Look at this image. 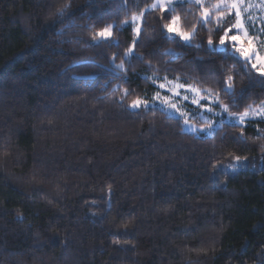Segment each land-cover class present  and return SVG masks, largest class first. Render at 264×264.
<instances>
[{"label":"trees","instance_id":"1","mask_svg":"<svg viewBox=\"0 0 264 264\" xmlns=\"http://www.w3.org/2000/svg\"><path fill=\"white\" fill-rule=\"evenodd\" d=\"M121 3L0 0V264H264V119L197 134L159 105L128 107L157 91L156 75L212 88L241 113L264 101V78L207 45L216 25L200 26L194 4L176 5L186 30L197 25L192 44L167 38L153 11L137 56L123 57L130 26L113 29L118 45L93 46L90 26L152 0ZM114 54L120 76L107 67Z\"/></svg>","mask_w":264,"mask_h":264},{"label":"snow or ice","instance_id":"2","mask_svg":"<svg viewBox=\"0 0 264 264\" xmlns=\"http://www.w3.org/2000/svg\"><path fill=\"white\" fill-rule=\"evenodd\" d=\"M177 4H194L199 9L198 23L200 26H207L208 23L214 22L216 27L208 28L210 35L207 37V45L209 47H214L221 49L223 51H228L231 49L232 52L238 54L239 57L243 59V62L247 69L254 70L264 78V55L260 54V51L254 45V40L258 43L264 44V42L259 41L258 37H253L249 35L248 28L246 24H252L254 26L255 19L257 17L253 16V13L259 11L264 13V0H217L216 3L211 4L210 7H205V0H152V3L147 5L145 8L141 9L139 12H131L129 17L118 22L117 24H106L101 28H95L90 26L91 30V42L93 46H98L101 43H116L119 41L115 39L113 29L116 27H132L133 30V40L131 45L124 50V59H131L133 56H137L134 51L137 38L140 37L142 32V25L145 23L144 16L146 12L157 11L162 13L161 19V29L165 36L169 39L178 38L187 44H192L198 35L197 25L194 23L190 30H186L183 24L182 17L176 12ZM70 3H64L61 7L57 8L56 16L62 18L66 15L68 9L70 8ZM122 8L128 7V0H122ZM163 14L169 16V20L164 22ZM228 17H233L234 22L230 26L225 27V23ZM259 19L264 20V16L259 17ZM213 31L221 33L218 36V43L214 42L211 33ZM264 33V27L260 29ZM63 30H61L62 34ZM196 47H200L199 44ZM167 52L174 57L178 55L174 49H168ZM139 59L143 60L142 56H138ZM116 55L114 54L109 61L108 68L113 72L115 76H120L121 73L127 71L125 62L122 59L119 63L116 62ZM151 66V64L149 65ZM227 71V69L225 70ZM152 80V83L158 87L160 90H167L169 95H161V91H156L151 100L136 97L131 100L128 107L132 110H150L159 105V108L163 110L170 117L179 115L183 120L184 125H186L187 131L192 133L206 132L208 134H214L218 127H223L225 123H231L243 126L246 119L249 118H261L264 119V101H261L259 105H249L241 113H233L230 111V105L225 104L220 97L218 92H214L212 88H200L193 84H180L178 82L168 81L167 77H163V83H157L160 77L153 75L152 77H147ZM123 79H127L123 77ZM179 80V77L176 78ZM223 83V91L232 96L235 93L234 87V76L228 74ZM121 85L117 84L116 90H120ZM181 90H186L189 94L181 96ZM202 93H207V95H202ZM131 93L129 89L123 88L122 94L120 96L121 102L129 96ZM190 96L192 97L191 102L197 106V110L194 113H188L181 110V107L176 103L177 98L182 101H188ZM205 103H201V101ZM218 107L220 111H214V108ZM208 115L218 117V120L212 121L208 119ZM192 118L199 117L206 122L205 127L197 128L195 127L189 117ZM241 136L243 132L241 131ZM232 159L236 162H240L242 158L240 156H233ZM235 167V165H231Z\"/></svg>","mask_w":264,"mask_h":264},{"label":"rangeland","instance_id":"3","mask_svg":"<svg viewBox=\"0 0 264 264\" xmlns=\"http://www.w3.org/2000/svg\"><path fill=\"white\" fill-rule=\"evenodd\" d=\"M216 2H217V0H205V5L204 6L205 7H210L211 4L216 3ZM253 16L257 17V19H255L254 26L252 24H246V27L248 28L249 35H251L253 37H258L259 41L264 42V33H262L260 31V29L262 27H264V20L259 19V17L264 16V13H260L259 11H256V12L253 13ZM254 45H255V47H257L259 49L260 54L264 55V44L258 43L257 41L254 40ZM157 77H160V76H157ZM160 78L161 79L158 80L157 83H163L164 82L163 79H162L163 77H160ZM167 79H168V81H173V82H178L180 84L188 85V83L182 82L180 80L177 81L176 79H171V78H168V77H167ZM158 90L161 91V95L162 96L163 95H169L167 90H160L157 87V91ZM188 94L189 93L186 90H181V96L188 95ZM202 95H207V93H202ZM152 96L153 95L145 97L143 99L151 100ZM191 100H192L191 96H190L188 101H182L179 98H177L176 103L178 104V106L181 107L182 111H185V112H188V113H194L197 110V106L194 105L191 102ZM201 103H205V102L202 100ZM214 111L218 112V111H220V109L218 107H216V108H214ZM176 116H179V115H176ZM256 118H258V117H256ZM189 119H190L191 123L197 128H201V127H205L206 126V122L204 120L200 119L199 117L192 118V116H190ZM208 119L212 120V121H216V120H218V117L212 116V115H208ZM252 119H255V118L246 119L244 124L247 123L249 120H252ZM185 127H186V125H185ZM202 133L208 134L206 132H197V134H202Z\"/></svg>","mask_w":264,"mask_h":264}]
</instances>
